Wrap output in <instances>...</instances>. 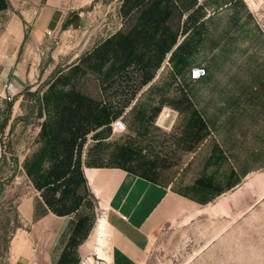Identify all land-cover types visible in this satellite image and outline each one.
Masks as SVG:
<instances>
[{"label": "rangeland", "instance_id": "obj_1", "mask_svg": "<svg viewBox=\"0 0 264 264\" xmlns=\"http://www.w3.org/2000/svg\"><path fill=\"white\" fill-rule=\"evenodd\" d=\"M121 6V0H105L100 7L104 15L91 19L88 31L54 38L58 49L53 67L38 83L26 85L9 107L11 127L0 132V264H11V238L24 226L17 207L34 191L25 169L41 147V99L49 86L40 96L38 91L62 73L71 76L72 84L60 88H76L122 112L111 128L119 118L127 124L125 133L112 129L100 145L93 139L95 132L88 134L82 169L93 155L97 164L124 167L196 198L202 192L198 182L215 179L211 193L217 194L201 196L210 201L175 214L152 234L142 264H264V0H191L185 16L170 20L179 41L146 85L138 64L109 79L111 64L99 73L89 61L80 63L100 42L130 29L124 9L119 13ZM183 42L188 62L179 64L173 53ZM78 64L79 72L72 73L69 67ZM195 67L207 71L197 82L190 79ZM182 92L206 123L209 135L203 139L189 129V112L182 114L170 105ZM163 100L154 116L153 108ZM141 105H148L146 122L138 116ZM165 109L173 115L167 123L161 120ZM130 142L137 151L132 160L123 148ZM221 152L224 159L217 161ZM77 155L78 150L75 159ZM249 171L245 177L240 174ZM72 185L81 205L87 202L85 183L74 180ZM65 190L55 196L47 192L59 200ZM75 200V195H65L67 206Z\"/></svg>", "mask_w": 264, "mask_h": 264}, {"label": "crops", "instance_id": "obj_2", "mask_svg": "<svg viewBox=\"0 0 264 264\" xmlns=\"http://www.w3.org/2000/svg\"><path fill=\"white\" fill-rule=\"evenodd\" d=\"M125 1L121 0L119 13L125 11L131 26L119 34L153 33L143 20L155 0H147L145 5L132 11L123 8ZM188 1L191 2H163L161 12L168 3L173 13L171 19L177 14L185 16L191 9L186 6ZM104 3L105 0H0V132L11 127L13 110L10 112L11 103L4 99L6 86L13 83L22 92L26 85L38 83L53 67L58 49L57 45L53 47L54 41L88 31L91 19L104 15L105 10H100ZM167 26L171 27L170 21ZM162 33L163 26L159 31ZM104 43L105 40L97 46ZM45 93L47 91L41 99L44 121L49 114L43 103ZM172 118L173 115L167 119ZM40 141L41 147L27 163H31L44 146L42 137ZM47 163L50 164L49 160L37 177L38 182L47 175ZM25 172L34 191L17 207L24 226L11 238L8 254L11 264H142L152 234L163 223L179 212L203 205L172 186L125 169L85 164L83 173L89 193L85 203L91 212L82 208L83 203L76 212L58 216L45 201V197L51 198V193L38 190L26 169ZM249 173L240 174L245 177ZM102 209L107 211V218L101 234Z\"/></svg>", "mask_w": 264, "mask_h": 264}, {"label": "trees", "instance_id": "obj_3", "mask_svg": "<svg viewBox=\"0 0 264 264\" xmlns=\"http://www.w3.org/2000/svg\"><path fill=\"white\" fill-rule=\"evenodd\" d=\"M146 1L126 0L123 8L128 7V11H132L145 5ZM168 1L155 0L148 8L147 18L143 22L152 29L153 33L150 34L147 31L143 36L132 33L128 35L117 34L104 44L97 46L94 52L85 59H81L80 63L86 60L89 61L91 68L99 73L103 72L107 64H111L107 73L109 79L118 72L128 69L133 64H138L145 72L142 84L150 83L155 75L154 70L160 67L166 55L177 45L179 39V34L174 32L170 26H167L173 15L172 11L169 10L168 3L164 6V11L161 12L163 2ZM161 26H163V33L159 34ZM186 45L187 43L183 42L173 53V58L178 57L179 64L188 62V53L185 50ZM139 46H142L141 51ZM79 65L69 67L72 73L79 72ZM60 84L70 86L72 84L71 76L63 77L62 73L48 83L49 89L43 97V103L48 108L49 116L47 115L46 120L43 122L40 133V136L44 139V146L33 161L26 164V171L40 191L45 189V191H49L55 196V193L61 191L63 187L66 188L59 200L45 197V201L53 213L58 216H67L76 212L81 205L77 193L74 192L75 187L72 182L75 180L76 183H86L82 169V150L87 135L95 132L93 139L99 141L98 145H100L103 140L111 135V123L122 112H114L107 104L100 103L92 97L79 92L76 88H71L70 90L60 88ZM164 103L165 100L159 106L153 108L154 116L161 112L162 104ZM170 105L182 114L189 112V129L197 130V133L200 134V139L209 135L206 123L184 92L176 101H171ZM9 106L12 107V104ZM142 106L143 108H141ZM146 106L148 107V105L139 106L140 111L138 112V116L144 122L147 121L145 118L147 113ZM40 115L43 117V112ZM123 148L124 154L129 160H132L137 152L135 144L130 142ZM76 150H78V155L75 159ZM92 157L93 155H89L86 161L88 167H109L105 166L103 162L97 164V161L91 160ZM222 159H224V156L221 152L217 157V161ZM47 160L51 163V167L44 179L39 178V182H41L39 183L37 177L44 169ZM113 167L127 170L121 166ZM127 171L132 172L130 170ZM142 177L149 179L148 176ZM205 181V183L203 181L198 182L199 187H202L201 196L212 194L211 191H213L215 185V179L212 177L205 179ZM64 193L76 196V200L71 206L65 204L64 198L66 194ZM216 194L217 192L212 195ZM185 196L189 195L185 194ZM201 196L193 198L202 204L210 201V199H203ZM58 202H63V204L58 205Z\"/></svg>", "mask_w": 264, "mask_h": 264}, {"label": "built area", "instance_id": "obj_4", "mask_svg": "<svg viewBox=\"0 0 264 264\" xmlns=\"http://www.w3.org/2000/svg\"><path fill=\"white\" fill-rule=\"evenodd\" d=\"M199 1L201 2L202 0ZM206 75H207V71L204 67H195L190 72V79L193 82H197L204 79ZM19 94L20 92L17 90L15 85L13 83H9L5 89L4 99L7 102L12 103L15 102ZM165 113H167L168 115H172V112H169L166 109L163 111V114ZM112 129L115 134H123L127 131V124L122 118H119L113 123ZM100 216L102 217L104 216L105 218H107V211L102 210Z\"/></svg>", "mask_w": 264, "mask_h": 264}, {"label": "bare ground", "instance_id": "obj_5", "mask_svg": "<svg viewBox=\"0 0 264 264\" xmlns=\"http://www.w3.org/2000/svg\"><path fill=\"white\" fill-rule=\"evenodd\" d=\"M172 115H168L167 113H165V114H163L162 115V121L164 122V123H167L170 119H167V118H170ZM103 210V209H102ZM105 220H106V218L103 216H100V224H99V226H100V228H101V234H102V229L104 228V224H105Z\"/></svg>", "mask_w": 264, "mask_h": 264}, {"label": "water", "instance_id": "obj_6", "mask_svg": "<svg viewBox=\"0 0 264 264\" xmlns=\"http://www.w3.org/2000/svg\"><path fill=\"white\" fill-rule=\"evenodd\" d=\"M53 77L50 79V81H53ZM48 85V83H46V84H44L43 86H42V88L38 91V95L40 96L41 95V93H42V91H43V89L46 87Z\"/></svg>", "mask_w": 264, "mask_h": 264}]
</instances>
